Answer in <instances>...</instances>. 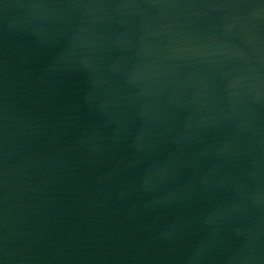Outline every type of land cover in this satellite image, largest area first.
<instances>
[{
    "label": "water",
    "instance_id": "95a60500",
    "mask_svg": "<svg viewBox=\"0 0 264 264\" xmlns=\"http://www.w3.org/2000/svg\"><path fill=\"white\" fill-rule=\"evenodd\" d=\"M0 264H264V0H0Z\"/></svg>",
    "mask_w": 264,
    "mask_h": 264
}]
</instances>
